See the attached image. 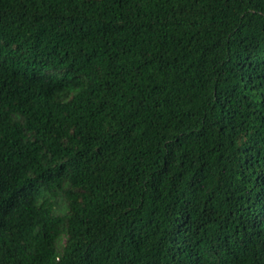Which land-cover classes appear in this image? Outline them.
I'll return each instance as SVG.
<instances>
[{
  "label": "trees",
  "instance_id": "16d2710c",
  "mask_svg": "<svg viewBox=\"0 0 264 264\" xmlns=\"http://www.w3.org/2000/svg\"><path fill=\"white\" fill-rule=\"evenodd\" d=\"M0 264H264V0H0Z\"/></svg>",
  "mask_w": 264,
  "mask_h": 264
}]
</instances>
